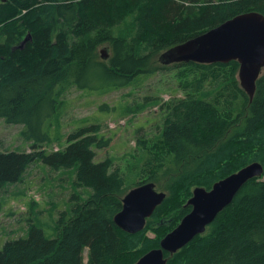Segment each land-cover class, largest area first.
<instances>
[{"label":"trees","instance_id":"16d2710c","mask_svg":"<svg viewBox=\"0 0 264 264\" xmlns=\"http://www.w3.org/2000/svg\"><path fill=\"white\" fill-rule=\"evenodd\" d=\"M249 12L264 17V0H0V119L23 125L32 142L30 152L0 151V190L41 163L71 173L74 191H86L58 214L56 238L30 225L26 238L3 245L0 264H135L190 212L193 189L209 191L253 163L262 166L261 176L245 183L203 234L164 257L166 264H264V72L250 100L235 61H160L171 48ZM103 45L107 62L98 59ZM160 70H177L185 95L163 104L159 133L137 137L134 162L124 171L109 158L96 161L95 150L110 142L100 125L74 130L61 150H41L49 141L44 126L67 89H96L102 80L118 90ZM146 183L166 197L143 231L126 234L113 218L124 195Z\"/></svg>","mask_w":264,"mask_h":264},{"label":"rangeland","instance_id":"374dc122","mask_svg":"<svg viewBox=\"0 0 264 264\" xmlns=\"http://www.w3.org/2000/svg\"><path fill=\"white\" fill-rule=\"evenodd\" d=\"M103 48L107 45L98 48V59L107 62L109 50L107 60L100 58ZM176 74L177 70H160L140 76L131 85L118 90L105 89L109 85L102 80L96 84V89H67L60 97L63 104L44 126L49 141L41 144V150H61L74 130L100 125L101 135L110 142L107 148L95 150L96 161L109 158L115 167L124 171L128 161L134 162L137 137L151 139L159 133L164 118L163 104L184 97ZM145 98L149 100L145 102ZM24 131L23 125L7 124L0 119V151L30 152L32 142L25 139ZM51 173L43 164L35 163L21 183L0 190V249L7 241L26 238L30 225L40 228L46 238H56L58 214L70 208L68 199L77 193L86 196V191H74L71 187V173ZM156 190L165 193L159 186ZM147 236L154 238L152 232ZM83 257L86 263L87 250Z\"/></svg>","mask_w":264,"mask_h":264},{"label":"water","instance_id":"95a60500","mask_svg":"<svg viewBox=\"0 0 264 264\" xmlns=\"http://www.w3.org/2000/svg\"><path fill=\"white\" fill-rule=\"evenodd\" d=\"M107 51V48L100 51L102 60H107ZM160 61L165 65L190 62L204 65L228 64L235 61L239 64V85L251 100L256 82L264 72V17L256 12L238 15L171 48L161 55ZM262 173V166L253 163L214 183L209 191L194 189L186 204L190 212L160 241L159 248L149 251L135 264H166L165 253L172 256L203 234L216 216L232 202L240 188ZM165 197L166 194L158 192L152 183L129 190L122 198L121 211L113 218L114 224L129 235L143 231L146 220L163 203Z\"/></svg>","mask_w":264,"mask_h":264}]
</instances>
